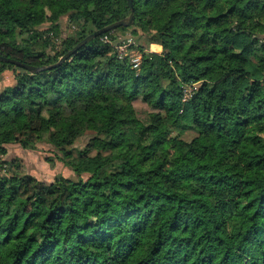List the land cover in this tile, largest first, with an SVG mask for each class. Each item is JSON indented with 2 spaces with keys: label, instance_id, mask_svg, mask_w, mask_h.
I'll return each mask as SVG.
<instances>
[{
  "label": "trees",
  "instance_id": "trees-1",
  "mask_svg": "<svg viewBox=\"0 0 264 264\" xmlns=\"http://www.w3.org/2000/svg\"><path fill=\"white\" fill-rule=\"evenodd\" d=\"M133 6L132 26L55 67L0 60L15 76L0 156L49 143L77 175L0 160V264H264V0ZM130 14L128 0H0V55L50 66ZM127 31L161 45L137 46L138 70L116 47Z\"/></svg>",
  "mask_w": 264,
  "mask_h": 264
},
{
  "label": "rangeland",
  "instance_id": "rangeland-1",
  "mask_svg": "<svg viewBox=\"0 0 264 264\" xmlns=\"http://www.w3.org/2000/svg\"><path fill=\"white\" fill-rule=\"evenodd\" d=\"M70 28L71 26L69 23V19L67 17H64L61 21V37H63L64 33L70 34V32L72 31ZM121 35L124 38L132 39L135 45L132 48L135 49L131 50L137 51V46L150 51H153L152 47L156 48V46L154 47L153 44L148 45L145 36L142 34L133 35L132 31H127L126 33H123ZM134 104L138 110L139 117L142 120L149 119V115L151 114L152 109L146 103L142 102L141 99H137ZM91 136V132H87L78 140L75 146L79 149H83L88 143ZM185 137L190 139L192 137V131L188 132ZM7 147L8 154L6 156H0V160H17L21 164L22 171L31 174L40 180L50 183L55 179L57 175H63L72 179L77 178L76 173L69 167L65 166L64 163L58 159L54 148L49 143L38 144L37 149L33 150L24 149L19 144H8Z\"/></svg>",
  "mask_w": 264,
  "mask_h": 264
},
{
  "label": "water",
  "instance_id": "water-1",
  "mask_svg": "<svg viewBox=\"0 0 264 264\" xmlns=\"http://www.w3.org/2000/svg\"><path fill=\"white\" fill-rule=\"evenodd\" d=\"M129 1V6L131 8V14L129 17L121 20V21H118L116 23H113L105 28H102L100 30H97L95 32H93L92 34H90L87 38H85L84 40H82L77 46H75L71 51H69L67 54H65L60 60L59 62L53 64V65H50V66H46V67H36V66H32V65H29V64H25L19 60H16V59H12V58H8V57H5V56H1L0 55V60L1 61H4V62H7V63H11V64H14L18 67H21V68H24L30 72H38V71H41V70H46L48 68H52V67H55L57 65H59L60 63H62L63 61H65L66 59H68L69 57H71L78 49H80L81 46H83L84 44H86L87 42L91 41L92 39L104 34V33H107L109 31H112V30H115L116 28L118 27H121V26H126V27H130L133 25V22H134V6H133V0H128Z\"/></svg>",
  "mask_w": 264,
  "mask_h": 264
},
{
  "label": "built area",
  "instance_id": "built-area-1",
  "mask_svg": "<svg viewBox=\"0 0 264 264\" xmlns=\"http://www.w3.org/2000/svg\"><path fill=\"white\" fill-rule=\"evenodd\" d=\"M103 40L105 42H111V38L109 36H105ZM262 41H264V37L262 38ZM132 45H134L132 39L125 38L116 47L120 51V58H123L127 55L130 56L132 67L138 70L142 62V54L135 50H129V47H131Z\"/></svg>",
  "mask_w": 264,
  "mask_h": 264
},
{
  "label": "crops",
  "instance_id": "crops-1",
  "mask_svg": "<svg viewBox=\"0 0 264 264\" xmlns=\"http://www.w3.org/2000/svg\"><path fill=\"white\" fill-rule=\"evenodd\" d=\"M154 47H152L153 51H160L161 50V45L158 44H153ZM15 83V76L12 71H5L0 74V91L7 87V86H12Z\"/></svg>",
  "mask_w": 264,
  "mask_h": 264
}]
</instances>
